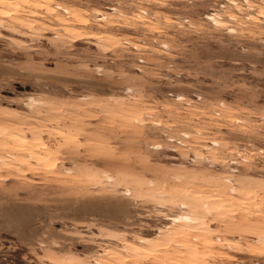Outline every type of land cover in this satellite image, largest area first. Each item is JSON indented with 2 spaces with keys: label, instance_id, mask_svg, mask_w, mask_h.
Wrapping results in <instances>:
<instances>
[{
  "label": "rangeland",
  "instance_id": "rangeland-1",
  "mask_svg": "<svg viewBox=\"0 0 264 264\" xmlns=\"http://www.w3.org/2000/svg\"><path fill=\"white\" fill-rule=\"evenodd\" d=\"M0 264H264V0H0Z\"/></svg>",
  "mask_w": 264,
  "mask_h": 264
}]
</instances>
